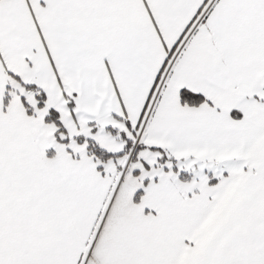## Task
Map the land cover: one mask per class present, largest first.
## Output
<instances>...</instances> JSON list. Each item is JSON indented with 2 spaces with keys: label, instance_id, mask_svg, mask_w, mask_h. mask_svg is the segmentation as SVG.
<instances>
[{
  "label": "snow or ice",
  "instance_id": "snow-or-ice-1",
  "mask_svg": "<svg viewBox=\"0 0 264 264\" xmlns=\"http://www.w3.org/2000/svg\"><path fill=\"white\" fill-rule=\"evenodd\" d=\"M0 264H264V0H0Z\"/></svg>",
  "mask_w": 264,
  "mask_h": 264
}]
</instances>
